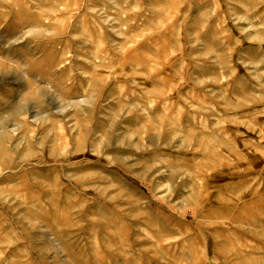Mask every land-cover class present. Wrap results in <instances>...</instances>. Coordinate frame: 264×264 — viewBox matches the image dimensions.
I'll return each instance as SVG.
<instances>
[{
	"label": "rangeland",
	"instance_id": "rangeland-1",
	"mask_svg": "<svg viewBox=\"0 0 264 264\" xmlns=\"http://www.w3.org/2000/svg\"><path fill=\"white\" fill-rule=\"evenodd\" d=\"M0 264H264V0H0Z\"/></svg>",
	"mask_w": 264,
	"mask_h": 264
}]
</instances>
